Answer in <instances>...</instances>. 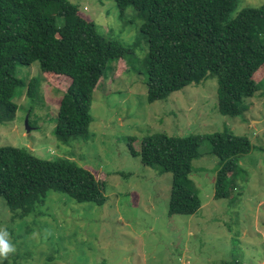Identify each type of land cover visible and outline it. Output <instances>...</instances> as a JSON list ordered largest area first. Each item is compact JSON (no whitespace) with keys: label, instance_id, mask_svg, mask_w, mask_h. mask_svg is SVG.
Here are the masks:
<instances>
[{"label":"rangeland","instance_id":"rangeland-1","mask_svg":"<svg viewBox=\"0 0 264 264\" xmlns=\"http://www.w3.org/2000/svg\"><path fill=\"white\" fill-rule=\"evenodd\" d=\"M70 1L102 34L132 51L109 63L94 94L89 136L68 144L57 140L54 128L71 79L41 75L38 61L17 65V77L27 82L41 77L39 94L31 100L26 88L18 90L16 117L0 122V146L27 148L45 159L71 158L102 180L107 200L77 202L52 191L40 212L13 219L0 197V229L8 232L14 249L0 264H264V87L248 100L244 116L220 113L215 77L150 103L149 45L141 32L145 18L132 7L121 10L115 0ZM261 5L264 0H240L230 15ZM225 126L252 143L237 160L232 195L215 198L222 163L206 141L192 174L202 207L191 215H170L172 173L144 165L132 154L130 137L139 150L149 134H208Z\"/></svg>","mask_w":264,"mask_h":264},{"label":"trees","instance_id":"trees-1","mask_svg":"<svg viewBox=\"0 0 264 264\" xmlns=\"http://www.w3.org/2000/svg\"><path fill=\"white\" fill-rule=\"evenodd\" d=\"M239 1L115 0L121 10L132 7L145 18L141 32L149 45L148 102L215 77L220 113L244 116L248 100L264 87V5L244 8L231 17ZM131 51L102 34L70 0H0V122L16 117L14 98L20 88L27 89L31 100L39 94L41 77L27 82L14 74L17 65L38 61L41 75L71 79L57 112V140L68 144L86 139L94 94L107 78L109 63L125 59ZM134 140L130 137L132 154L144 165L172 173L170 215H191L202 207L192 174L203 142L222 163L215 177V198L232 195L237 162L252 149L248 137L227 126L208 134H149L139 150L132 146ZM52 191L77 202L102 205L107 200L102 180L71 158L45 159L27 148L0 146V197L13 219L40 212Z\"/></svg>","mask_w":264,"mask_h":264},{"label":"clouds","instance_id":"clouds-1","mask_svg":"<svg viewBox=\"0 0 264 264\" xmlns=\"http://www.w3.org/2000/svg\"><path fill=\"white\" fill-rule=\"evenodd\" d=\"M13 250V246L8 239V232L0 229V258L6 257Z\"/></svg>","mask_w":264,"mask_h":264},{"label":"water","instance_id":"water-1","mask_svg":"<svg viewBox=\"0 0 264 264\" xmlns=\"http://www.w3.org/2000/svg\"><path fill=\"white\" fill-rule=\"evenodd\" d=\"M31 128H32V126L30 125L29 120H28V118H27V119H26V130H27L28 132H30ZM39 153L41 154L42 152H39Z\"/></svg>","mask_w":264,"mask_h":264}]
</instances>
